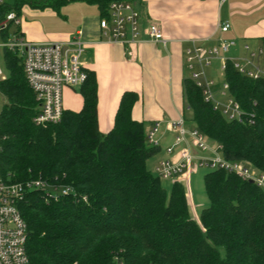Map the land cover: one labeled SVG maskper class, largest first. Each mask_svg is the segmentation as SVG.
Here are the masks:
<instances>
[{
    "label": "trees",
    "instance_id": "obj_1",
    "mask_svg": "<svg viewBox=\"0 0 264 264\" xmlns=\"http://www.w3.org/2000/svg\"><path fill=\"white\" fill-rule=\"evenodd\" d=\"M74 1L95 4L106 16L115 0H6L0 19L10 11L21 15L25 5L57 11ZM5 60L10 75L0 81L6 99L0 112L3 175L71 187L58 200L29 191L20 202L31 264H115L116 257L123 264H264L263 189L225 170H210L204 176L209 204L197 221L185 182L167 188L147 167L159 151L147 143V124L132 115L136 92H124L112 128L103 133L96 75L86 69L82 108H64L59 122L39 125L22 58L5 51ZM224 80L242 108L254 114V123L227 120L188 77L185 120L220 143L227 159L264 172V81L240 74L230 61Z\"/></svg>",
    "mask_w": 264,
    "mask_h": 264
},
{
    "label": "built area",
    "instance_id": "obj_2",
    "mask_svg": "<svg viewBox=\"0 0 264 264\" xmlns=\"http://www.w3.org/2000/svg\"><path fill=\"white\" fill-rule=\"evenodd\" d=\"M6 0H0V6ZM21 15L8 12L0 19V33L6 39L2 44L5 51L18 54L22 58L23 70L29 87L38 102V113L34 122L39 125L57 123L64 111L63 91L66 87L80 88L87 80L84 67V40L77 34L67 44L60 42L35 43L21 31ZM230 28L228 22L219 24L221 32ZM99 29L103 40L119 43L132 55L131 47L143 40L154 41L167 46L169 39L157 22L142 26V15L132 0H115L110 3L108 14L101 16ZM237 42L221 38L218 43L206 46L192 41L185 53V62L190 70V79L202 91L204 100L212 105L229 121L254 123V114L247 113L230 94L229 85L224 80L228 61L242 75L264 81V48L252 49L243 46L246 55L231 56ZM214 61L219 62L223 76L220 87H216L208 68ZM6 76L0 66V81ZM1 96V93H0ZM147 143L158 151H164L154 169L161 180L185 182L188 170L207 167L225 170L244 180L256 184L264 190V172L248 162L227 159L220 143L210 140L197 127L187 124L185 118L178 120H156L146 129ZM3 150L0 140V156ZM29 191H39L48 200H58L67 195L71 187L55 183L43 177L23 181H12L4 176L0 168V264H31L27 253L28 226L19 209L20 202ZM115 264H123L118 257Z\"/></svg>",
    "mask_w": 264,
    "mask_h": 264
},
{
    "label": "crops",
    "instance_id": "obj_3",
    "mask_svg": "<svg viewBox=\"0 0 264 264\" xmlns=\"http://www.w3.org/2000/svg\"><path fill=\"white\" fill-rule=\"evenodd\" d=\"M142 15V26L151 21L163 28L167 46L143 40L131 47L103 40L99 29L101 17L97 5L74 1L59 10H21L20 29L35 43L67 44L80 34L85 44L84 67L95 72L98 87V123L108 132L124 92L139 95L133 107L135 119L144 121L146 129L154 121L185 118V53L192 41L211 46L221 38L232 39L237 47L231 56L246 55L243 46H262L264 37V0H132ZM22 13L26 16L23 17ZM230 28L221 32L219 24ZM257 44V46L255 45ZM256 46V47H255ZM258 48V47H257ZM64 107L80 110L83 97L79 88L66 87Z\"/></svg>",
    "mask_w": 264,
    "mask_h": 264
},
{
    "label": "rangeland",
    "instance_id": "obj_4",
    "mask_svg": "<svg viewBox=\"0 0 264 264\" xmlns=\"http://www.w3.org/2000/svg\"><path fill=\"white\" fill-rule=\"evenodd\" d=\"M9 2H12L13 0H7ZM22 16L25 17L26 15L22 13ZM27 17V16H26ZM5 38L3 37L2 33H0V66L3 71V74L7 77L10 75V70L6 64L5 60V50L2 46V44L5 42ZM257 46V44H255ZM255 46V47H256ZM259 47V46H257ZM256 47V48H257ZM231 54V53H230ZM246 54V52H245ZM219 62L214 61L213 64L207 69L210 76L215 79L216 81V87H220L223 81V76L221 72L219 71ZM184 75L188 78H190V70L188 69L186 62H185V69H184ZM6 103V99L0 96V112L3 107V105ZM186 118H191V111L188 110L186 113ZM149 124V122H147ZM193 126V125H191ZM208 137V136H207ZM210 140L212 138L209 137ZM215 141V140H213ZM216 142V141H215ZM164 151L161 150L157 153H155L151 158L147 160V167L150 171L154 173L155 166L160 161L161 158L164 157ZM212 169H209L207 167H196V168H190L188 170V176L185 181L186 185V191L187 196L190 201L191 210L193 213V216L197 221H200V214L202 209L209 204V199L205 192L204 187V176L205 174ZM165 186L169 188L170 181H163Z\"/></svg>",
    "mask_w": 264,
    "mask_h": 264
}]
</instances>
